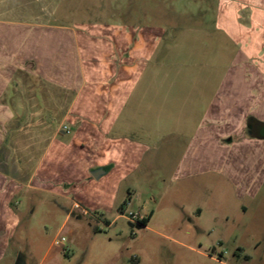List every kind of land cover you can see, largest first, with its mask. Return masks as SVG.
<instances>
[{
	"label": "crops",
	"instance_id": "0c3cea01",
	"mask_svg": "<svg viewBox=\"0 0 264 264\" xmlns=\"http://www.w3.org/2000/svg\"><path fill=\"white\" fill-rule=\"evenodd\" d=\"M64 2L0 0V257L23 189L129 220L170 157L171 180L214 173L255 213L246 228L263 225L264 0H215L211 28L69 22ZM145 201L132 224L153 216ZM229 204L223 233L244 223Z\"/></svg>",
	"mask_w": 264,
	"mask_h": 264
},
{
	"label": "rangeland",
	"instance_id": "374dc122",
	"mask_svg": "<svg viewBox=\"0 0 264 264\" xmlns=\"http://www.w3.org/2000/svg\"><path fill=\"white\" fill-rule=\"evenodd\" d=\"M64 3L71 7L65 16L69 22H153L165 27L211 28L215 17V0ZM173 162L172 157L162 159V168H156L159 176L158 171L148 172L140 179L131 206L123 212L132 221L129 210L137 212L146 200L145 208L154 211L147 225L132 224L126 217L111 221L116 208L111 214L90 211V215H82L74 208L69 213V201L23 189L15 197L18 219L10 230L0 264H264V224L252 223L246 228L249 218L255 216L253 210L235 213L237 204L230 189L214 173L197 175L190 181L171 180ZM121 186L118 197L124 201L129 196L127 183ZM223 201L234 208V212L229 210L230 215L244 222L224 233ZM197 207L199 217L191 213ZM259 211L264 215V204ZM236 231V238L230 237ZM61 236L65 238L62 244H54V239ZM257 239L261 241L255 247ZM235 244L241 246L236 253Z\"/></svg>",
	"mask_w": 264,
	"mask_h": 264
},
{
	"label": "built area",
	"instance_id": "2783aa9c",
	"mask_svg": "<svg viewBox=\"0 0 264 264\" xmlns=\"http://www.w3.org/2000/svg\"><path fill=\"white\" fill-rule=\"evenodd\" d=\"M73 208L74 209H79L80 213L83 214V215L87 213V211L85 209L80 208L78 204H74ZM130 216H131L130 219H135V216L132 213H130ZM64 240H65V238L63 236H61V237H59L57 239H54V244H56V245L62 244V242Z\"/></svg>",
	"mask_w": 264,
	"mask_h": 264
},
{
	"label": "water",
	"instance_id": "95a60500",
	"mask_svg": "<svg viewBox=\"0 0 264 264\" xmlns=\"http://www.w3.org/2000/svg\"><path fill=\"white\" fill-rule=\"evenodd\" d=\"M101 172H103L102 169H95L91 172V174L93 175V177L97 178Z\"/></svg>",
	"mask_w": 264,
	"mask_h": 264
},
{
	"label": "trees",
	"instance_id": "16d2710c",
	"mask_svg": "<svg viewBox=\"0 0 264 264\" xmlns=\"http://www.w3.org/2000/svg\"><path fill=\"white\" fill-rule=\"evenodd\" d=\"M139 223L142 224V225H145V224H146V219H141V220L139 221Z\"/></svg>",
	"mask_w": 264,
	"mask_h": 264
}]
</instances>
